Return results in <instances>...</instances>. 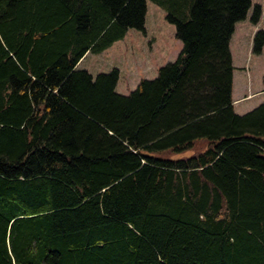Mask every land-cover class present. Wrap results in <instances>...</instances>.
Listing matches in <instances>:
<instances>
[{
    "label": "trees",
    "instance_id": "1",
    "mask_svg": "<svg viewBox=\"0 0 264 264\" xmlns=\"http://www.w3.org/2000/svg\"><path fill=\"white\" fill-rule=\"evenodd\" d=\"M151 1L182 49L122 95L75 66L145 0H0V264H264V101L231 98L251 0Z\"/></svg>",
    "mask_w": 264,
    "mask_h": 264
},
{
    "label": "rangeland",
    "instance_id": "2",
    "mask_svg": "<svg viewBox=\"0 0 264 264\" xmlns=\"http://www.w3.org/2000/svg\"><path fill=\"white\" fill-rule=\"evenodd\" d=\"M144 32L135 28L127 29L123 38L114 41L99 53L87 52L77 62L75 68L85 70L92 76L106 73L113 68L118 70L115 91L127 95L134 90L138 82L153 79L158 68L173 62L182 49V43L175 38V27L165 20V11L151 0H145ZM260 8L257 23L250 18L254 6ZM264 32V0H251L243 20L237 21L229 40V51L234 67L232 78V96L236 99L246 90L254 93L252 97L235 104V113L242 115L264 101L261 76L264 71V44L260 54H252V38L256 31ZM249 83V87L248 86ZM202 145V142L197 144ZM197 146V147H198ZM189 154H172V159Z\"/></svg>",
    "mask_w": 264,
    "mask_h": 264
},
{
    "label": "crops",
    "instance_id": "3",
    "mask_svg": "<svg viewBox=\"0 0 264 264\" xmlns=\"http://www.w3.org/2000/svg\"><path fill=\"white\" fill-rule=\"evenodd\" d=\"M87 53V52H86ZM249 87V83H248V86ZM263 91V90H262ZM252 91H249L248 88H246V90L239 96V98H234L232 96V91H231V98H232V104H233V109L235 111V104H237V102H240V101H245L247 99H249V97H252L254 93H251ZM236 112V111H235Z\"/></svg>",
    "mask_w": 264,
    "mask_h": 264
}]
</instances>
